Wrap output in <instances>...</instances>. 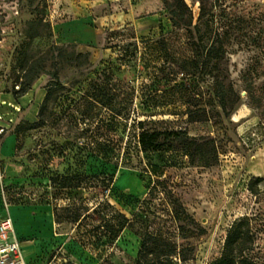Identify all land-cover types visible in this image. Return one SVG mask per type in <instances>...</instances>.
I'll list each match as a JSON object with an SVG mask.
<instances>
[{
  "label": "rangeland",
  "instance_id": "1",
  "mask_svg": "<svg viewBox=\"0 0 264 264\" xmlns=\"http://www.w3.org/2000/svg\"><path fill=\"white\" fill-rule=\"evenodd\" d=\"M185 1L196 23L200 0ZM210 2L213 26L231 32L221 70L240 99L228 117L213 107L212 73L183 69L195 47L166 6V28L109 30L99 45L81 48L56 36L53 0H0V225L11 220L10 236L30 264H137L136 231L146 226L185 248L187 258L177 254L175 264H211L233 222L247 215L254 218V254L264 258V108L242 77L253 81L264 106V0ZM30 76L38 77L31 89L15 97ZM52 84L57 97L44 124L27 130ZM190 109L209 119L191 121ZM144 130L204 136L219 159L193 164L179 147L143 152ZM70 166L114 174L112 186L95 179L78 187L62 177ZM24 195L48 204L12 202ZM179 205L189 215L181 220ZM120 222L127 227L115 237L109 229Z\"/></svg>",
  "mask_w": 264,
  "mask_h": 264
},
{
  "label": "trees",
  "instance_id": "2",
  "mask_svg": "<svg viewBox=\"0 0 264 264\" xmlns=\"http://www.w3.org/2000/svg\"><path fill=\"white\" fill-rule=\"evenodd\" d=\"M166 10L174 21H177L182 27L186 28L190 38L192 39V45L195 47V56L188 58L184 63H181L183 69L188 71L189 66L194 68V74L201 71L212 73L213 84L212 90L216 101L213 99V107L220 108V115L223 114L228 117L240 99L239 93L235 90L234 85L229 80V75L224 70H221V63L225 59L227 46L229 44L230 30L228 28H219L213 26L216 15L211 10L210 0H200V13L198 20L194 22V14L192 9L186 3L185 0H164ZM210 3V7L208 6ZM205 28L206 32H203ZM80 56L84 55L79 53ZM212 64V66H211ZM190 71V70H189ZM34 72V71H33ZM37 73V72H36ZM243 79L247 83L249 91L253 95V99L262 104V98H254L255 85L253 81H250L246 74H243ZM38 78L30 76L25 83H22L21 88L15 91L13 94L15 97L24 95L31 89L32 79ZM49 85L46 96L40 106L39 119L35 122H27L30 125L28 129L40 127L43 123V113L46 111L48 102L54 95L57 83L53 86ZM56 99V95L53 96ZM189 119L191 121L196 120H208L207 114L204 116L193 115V110H188ZM264 115V109H263ZM21 129H18L15 133L19 135ZM24 130V129H23ZM22 131V130H21ZM206 137L191 136L186 130H167V131H146L144 130L138 136V143L143 152H159L163 149L171 150L175 147H179L184 151L191 159V163H203L202 165H214L219 159L218 149L213 143V150L205 148L209 142H205ZM205 142V144L203 143ZM214 142V141H213ZM20 146H18V149ZM82 162L85 159L81 160ZM87 162V159H86ZM85 163V162H84ZM83 164V163H82ZM72 165V164H71ZM154 170L160 169L158 166H153ZM62 177H68L72 183L76 181L80 184L89 185V180L97 181V186H103L109 189L112 186L114 174H107L103 172H90L85 170L80 173L72 167L68 169ZM47 174L43 172L37 174V177L43 179ZM257 181H263V178H258ZM96 183V182H95ZM75 185V184H74ZM94 183L90 184V187H94ZM254 191V190H253ZM37 200V199H36ZM30 195H24L19 198L12 197V202L20 204H48L47 201L40 196L37 203H31ZM35 201V200H34ZM186 211L182 206L175 208L176 219L181 220L182 214H186ZM188 215V214H186ZM189 216V215H188ZM254 218L251 216H242L235 220L228 230L225 238V244L223 252L219 258L214 260L211 264H264V258L254 254L255 249V234H254ZM119 228H111L109 231L116 237L127 227L124 222H120ZM136 234L141 238V245L138 251L137 264H175L173 257L177 254L181 256V259H186L187 254L185 248L178 250V246L175 242L163 235L153 233L149 231L148 227L144 230L136 231ZM186 237V236H184Z\"/></svg>",
  "mask_w": 264,
  "mask_h": 264
},
{
  "label": "crops",
  "instance_id": "3",
  "mask_svg": "<svg viewBox=\"0 0 264 264\" xmlns=\"http://www.w3.org/2000/svg\"><path fill=\"white\" fill-rule=\"evenodd\" d=\"M50 20L56 36L81 48L99 45L109 30L144 35L171 22L163 0H53Z\"/></svg>",
  "mask_w": 264,
  "mask_h": 264
},
{
  "label": "built area",
  "instance_id": "4",
  "mask_svg": "<svg viewBox=\"0 0 264 264\" xmlns=\"http://www.w3.org/2000/svg\"><path fill=\"white\" fill-rule=\"evenodd\" d=\"M11 230V220H4L0 225V264H27L23 256L21 241L11 238Z\"/></svg>",
  "mask_w": 264,
  "mask_h": 264
}]
</instances>
